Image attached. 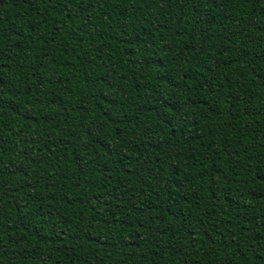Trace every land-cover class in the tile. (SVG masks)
Listing matches in <instances>:
<instances>
[{"label": "trees", "instance_id": "obj_1", "mask_svg": "<svg viewBox=\"0 0 264 264\" xmlns=\"http://www.w3.org/2000/svg\"><path fill=\"white\" fill-rule=\"evenodd\" d=\"M0 264H264V0H0Z\"/></svg>", "mask_w": 264, "mask_h": 264}]
</instances>
